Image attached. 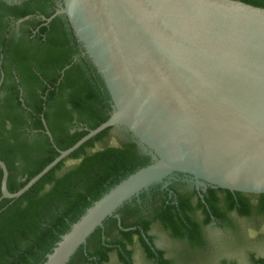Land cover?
<instances>
[{"label": "water", "instance_id": "obj_1", "mask_svg": "<svg viewBox=\"0 0 264 264\" xmlns=\"http://www.w3.org/2000/svg\"><path fill=\"white\" fill-rule=\"evenodd\" d=\"M61 14L103 78L114 109L16 192L8 190L0 160V199L20 197L107 128L122 126L151 163L87 208L43 264H67L106 218L114 216L121 226L116 211L123 204L152 186L167 187L164 180L177 173L205 187L264 194L263 7L240 0H62L42 20Z\"/></svg>", "mask_w": 264, "mask_h": 264}, {"label": "trees", "instance_id": "obj_2", "mask_svg": "<svg viewBox=\"0 0 264 264\" xmlns=\"http://www.w3.org/2000/svg\"><path fill=\"white\" fill-rule=\"evenodd\" d=\"M16 1L0 0V160L8 170L10 192L40 172L59 150L106 121L114 109L67 16L57 15L46 24L42 20L62 0ZM240 1L264 8V0ZM24 17L28 19L17 23ZM111 130L83 143L20 197L0 199V264H43L87 208L151 163L131 139L98 148ZM69 162L74 165L66 167ZM1 178L0 169V186ZM153 187L141 194V203L134 198L116 211L121 226L114 216L106 218L67 264H107L111 255L119 264H134L135 245L154 264H177L153 246L154 225L185 246V256L178 260L185 264L207 251L204 229L212 222L239 236L233 215L264 224V194L210 185L187 192L173 185ZM250 262L264 264V256L251 254Z\"/></svg>", "mask_w": 264, "mask_h": 264}, {"label": "rangeland", "instance_id": "obj_3", "mask_svg": "<svg viewBox=\"0 0 264 264\" xmlns=\"http://www.w3.org/2000/svg\"><path fill=\"white\" fill-rule=\"evenodd\" d=\"M130 139H132V136L126 132L122 126H116L112 128L110 137L97 147L101 148L105 145H118ZM73 165L74 163L69 162L66 167H71ZM175 177L176 176H170L166 178L164 182L171 184V181H173L174 186L182 192L194 188L197 190H203L205 188V185L197 183L195 179L178 182L174 180ZM150 188L148 190H150ZM232 219L236 223L235 225L238 229L236 231L240 236L234 234L232 230L222 228L218 224L212 222L204 229L208 246L207 251L199 253L194 259H187L190 262L185 264H221L222 260L234 264H251V254L257 257L264 256V224L257 226L249 222V220L237 218L235 215L232 216ZM150 234L156 246L164 250L165 256L174 259L177 264L178 260L182 256H185V246L177 240L170 238L167 233L163 232L157 225L153 226ZM133 257L135 264H154L146 260L138 245L134 246ZM108 264H118L115 255H111Z\"/></svg>", "mask_w": 264, "mask_h": 264}, {"label": "flooded vegetation", "instance_id": "obj_4", "mask_svg": "<svg viewBox=\"0 0 264 264\" xmlns=\"http://www.w3.org/2000/svg\"><path fill=\"white\" fill-rule=\"evenodd\" d=\"M7 3H16V2H20V1H16V0H12V1H7V0H5ZM176 177L174 178V180H177L178 182H183V181H188L189 179H193V177L192 176H190V175H187V174H181V173H177L176 175H175ZM172 183L171 184H168V185H173L174 186V182L173 181H171ZM167 185V186H168ZM208 186V185H207ZM162 187H163V185H162ZM206 188V187H205ZM204 188V189H205ZM178 189V188H177ZM195 189V188H194ZM179 190V189H178ZM192 190V189H191ZM195 190H197V189H195ZM147 191H149V190H146V191H143V192H147ZM180 191V190H179ZM188 191H190V190H188ZM199 191V190H198ZM143 192H141L137 197H134L135 198V200L137 201V203H141L142 202V200H140L139 198H140V196H141V194L143 193ZM180 192H182V191H180ZM183 192H187V191H183ZM134 198H132L130 201H133L134 200ZM141 213H146V212H141ZM153 246L155 247V248H157V249H160V248H158L157 246H156V244L154 243V240H153ZM134 253V252H133ZM134 257H133V254H132V261H133V263L135 264V262H134V259H133ZM117 259V258H116ZM110 262V261H109ZM108 262V263H109ZM107 263V264H108ZM119 264V263H118Z\"/></svg>", "mask_w": 264, "mask_h": 264}]
</instances>
